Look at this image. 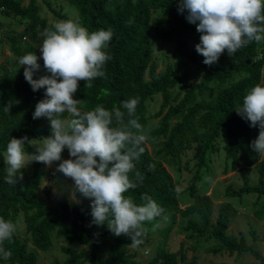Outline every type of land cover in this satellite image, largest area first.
<instances>
[{
	"label": "trees",
	"instance_id": "1",
	"mask_svg": "<svg viewBox=\"0 0 264 264\" xmlns=\"http://www.w3.org/2000/svg\"><path fill=\"white\" fill-rule=\"evenodd\" d=\"M78 8L79 24L89 32L99 29L111 30L113 38L105 51L111 56L104 66L105 76L92 81L86 88L84 81L78 82V90L74 98L79 99V107L92 110L102 105L111 110L120 107L121 101L138 97L139 102L135 118L148 130L154 117L159 118V125L151 129L148 140L142 145L145 149L135 161L136 170L144 179L135 189H130V196L136 204L146 201L142 197L150 196L166 213L179 212L185 217L198 215L202 225L192 220L186 228L194 234L196 243L214 239L221 243L230 255L251 252L259 258L262 254L249 244L246 237L237 238L228 232L233 221L234 207L229 202L219 206L216 219L214 202L209 195H202L196 201L182 209L174 175L167 164L173 168L183 167V157L191 154L196 159V172L190 186L191 192L197 190V182L201 179L202 169L209 164L215 154L224 153L225 171L238 170L242 174L243 185L240 188L227 190V195L242 199L244 195L256 194L258 199L264 196V160L252 148V141L259 135V125L252 127L250 121L236 111L243 102L248 90L256 84H264V41H253L239 49L233 57L234 61L218 60L212 65L203 63L204 57L197 53L195 45L200 42L201 33L196 24L189 23L187 14L179 12L180 0H67ZM49 10L62 20H70L63 8H56L49 0H43ZM0 9L14 13L29 20L22 36H30L27 53L32 51L39 58V46L43 38L40 33L50 28L51 23L41 12L36 0H29L24 5L20 0H0ZM154 11H164L169 19L154 18ZM153 23H170V26L157 33V38L165 43H175V51L182 57L192 53L202 69L199 81H190L188 76H173L172 67L159 71L153 56ZM198 23V22H197ZM10 47L18 58L23 55L17 49V41ZM37 47V48H36ZM192 50V51H190ZM227 53V50L224 51ZM19 61V60H18ZM15 62L12 65H0V217L17 224V231L5 247L12 256L1 264H39L38 251L47 252L53 246V233L65 238L70 243L90 244L89 250L76 251L71 246L63 247L68 259L53 264H197L196 259L188 260V254L181 245L178 252L170 251L166 245L160 252L141 262L136 254L127 251L111 252L101 255L102 245L99 239L110 236L113 243L132 245L130 237L115 236L107 225L91 224L90 199L76 193V201L71 204L67 199L56 203H47L40 196V188L48 177L44 164L34 161L31 174L27 167L21 169L23 179L16 186L5 182L4 153L7 143L12 137L29 139L50 135V124L47 118L33 119L36 103L44 98L45 89L33 91L24 77V67ZM34 72L33 78L43 72ZM177 71L180 65L176 64ZM182 82L184 91L173 95V89ZM163 97L160 109L152 112L156 96ZM9 110L6 106H9ZM125 111V122L128 116ZM164 137L163 144L154 151L148 144L154 138ZM221 137L222 140H221ZM26 151L35 149L26 143ZM66 149L61 154L65 159ZM60 161V162H61ZM259 166L258 183H252L249 168ZM134 178V173L130 174ZM66 178V177H65ZM73 185L70 178H66ZM264 213V207L256 211ZM23 215L26 223V239L20 238L18 219ZM254 235V230H251ZM143 243L147 239L145 234ZM30 243L35 249H30ZM69 243V244H70ZM141 243L140 245H142ZM72 245V244H71ZM264 262V261H263Z\"/></svg>",
	"mask_w": 264,
	"mask_h": 264
},
{
	"label": "clouds",
	"instance_id": "2",
	"mask_svg": "<svg viewBox=\"0 0 264 264\" xmlns=\"http://www.w3.org/2000/svg\"><path fill=\"white\" fill-rule=\"evenodd\" d=\"M184 10L188 13L187 21L196 24L197 32L201 33L195 49L206 65L217 62L225 50L234 56L251 42L264 41V0H180L178 11ZM40 36L43 40L39 48L47 74L33 78L41 65L32 51L18 62L25 66L24 77L32 90L45 89L44 98L35 105L33 119L47 118L50 135L9 140L3 160L5 182L16 186L23 179L21 169L33 161L51 167L61 161L67 148L71 158L62 160L55 171L73 181L72 193L90 199L91 224H106L112 234L126 235L132 246H139L146 234L145 222L163 214L150 196L145 194L142 199L146 202L138 205L125 195L144 179L135 165L145 151L142 145L148 140L145 129L135 118L139 98L122 100L120 107L111 110L97 105L87 111L74 98L79 81L90 88L94 79L105 76L104 66L111 60L105 49L113 32L110 29L89 32L78 22L60 20L45 28ZM6 107L9 110L10 105ZM121 108L126 110L127 122ZM236 111L250 121V126L259 125V135L251 148L264 156V84L248 90ZM26 143L35 150L27 152ZM133 173L134 178L130 177ZM16 231L15 222L0 217V258L5 261L12 256L5 241H10Z\"/></svg>",
	"mask_w": 264,
	"mask_h": 264
},
{
	"label": "rangeland",
	"instance_id": "3",
	"mask_svg": "<svg viewBox=\"0 0 264 264\" xmlns=\"http://www.w3.org/2000/svg\"><path fill=\"white\" fill-rule=\"evenodd\" d=\"M41 6V14L47 17L51 23L60 21L59 17L55 16L43 0H36ZM53 6L57 9L62 7L64 13L69 16L70 20L78 22L79 10L74 7L67 0H49ZM24 5L29 3V0H20ZM184 14H187V10H184ZM154 18L169 19V14L164 11H154ZM29 20L24 17L16 16L12 12L4 11L0 9V65H12L17 62L19 58L14 55L11 50L12 41L10 38L17 41V49L22 54L27 53L28 43L32 41L30 36H22L26 25ZM79 23V22H78ZM170 26V23L152 25V39H153V56L157 63L159 71L166 70L169 66L173 69V76H188L189 80L199 81L202 76V69L197 60L193 59L192 53L187 57L180 56L175 51V43H165L157 38V33ZM37 48V47H36ZM39 50V58L42 62L43 59ZM192 51V50H190ZM218 60L226 62L234 61L233 57L227 53L221 54ZM15 61V62H14ZM176 64L180 65V69L177 71ZM1 66H0V77H1ZM47 74L43 68V72H39L35 75V79L40 76ZM184 91L185 88L182 86V82L173 89V95L179 91ZM163 97L160 95L156 96L155 102L153 103L152 112L158 111L162 105ZM159 125V118L154 117L150 123L146 134L150 135V130ZM40 137L34 138L39 139ZM223 137H221L222 140ZM164 137L154 138L152 142L148 144V148L154 154V151L160 148L163 144ZM66 149L65 159L71 158L69 152ZM224 153L215 154L209 164L205 166L201 171V179L197 182V190L191 192L190 186L192 184L195 172H196V159L190 154L183 157V167L181 169L173 168L167 164L168 169L174 175L177 182V189L179 192V199L181 202L182 209L186 208L189 204L196 201L202 195H209L214 202V216L216 219L219 206L224 202H229L234 207V215L231 226L228 230L230 234L240 238L244 235L249 244H253L254 247L264 256V213L257 215L256 211L264 207V196L258 199L256 194L244 195L242 199L234 196H228L227 190H233L242 187L243 178L242 174L238 170L225 171L226 160ZM264 160V156L261 157L260 162ZM33 162L29 163L26 167L31 174L33 170ZM60 161L53 163L51 167L46 166L44 163L45 170L48 177L43 182L40 188V196L47 203H56L59 200L67 199L71 204L76 201L75 194L72 193V184L68 182L63 173L56 172V166ZM249 176L252 183H258L260 172L258 167L249 168ZM210 178V180L208 179ZM166 217V219H165ZM192 220L197 225L201 226L202 221L198 215H192L185 217L179 212L174 214V217L170 213L163 211L161 217H157L152 222H145V229L147 239L139 246L132 245H121L113 243L110 236H104L99 239L102 245L101 255L107 256L111 252L127 251L136 254V259L141 262H147L153 256H156L162 247L166 245L170 251L178 252L182 244L188 254V260L196 259L197 264H264V258H259L251 252H243L242 254L230 255L226 251L225 247L218 241L211 239L209 242L202 240L200 243H196L192 235L194 232L186 228L188 221ZM159 223L161 226L157 227ZM20 238L26 239V223L24 216L21 215L18 219ZM254 230V235L251 230ZM120 236L126 237L121 234ZM65 238L58 237L56 232L53 233V246L47 251H38L39 253V264H53L55 260L63 263L68 259V254L63 250L65 246H71L76 251L89 250L90 244H78L70 243ZM72 244V245H71ZM30 249L35 247L30 243ZM1 264V263H0Z\"/></svg>",
	"mask_w": 264,
	"mask_h": 264
},
{
	"label": "built area",
	"instance_id": "4",
	"mask_svg": "<svg viewBox=\"0 0 264 264\" xmlns=\"http://www.w3.org/2000/svg\"><path fill=\"white\" fill-rule=\"evenodd\" d=\"M263 75H264V70H263Z\"/></svg>",
	"mask_w": 264,
	"mask_h": 264
}]
</instances>
